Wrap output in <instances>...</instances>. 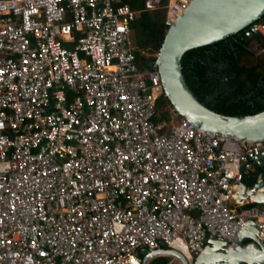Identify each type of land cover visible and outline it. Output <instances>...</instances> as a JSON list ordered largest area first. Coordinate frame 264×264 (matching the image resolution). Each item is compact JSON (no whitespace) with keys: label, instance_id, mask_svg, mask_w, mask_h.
I'll use <instances>...</instances> for the list:
<instances>
[{"label":"built area","instance_id":"1","mask_svg":"<svg viewBox=\"0 0 264 264\" xmlns=\"http://www.w3.org/2000/svg\"><path fill=\"white\" fill-rule=\"evenodd\" d=\"M191 1L145 3L167 32ZM138 17L124 0H0V264H135L160 248L191 262L254 229L264 243V207L241 186L264 140L173 107L154 124L163 86L135 63Z\"/></svg>","mask_w":264,"mask_h":264},{"label":"water","instance_id":"2","mask_svg":"<svg viewBox=\"0 0 264 264\" xmlns=\"http://www.w3.org/2000/svg\"><path fill=\"white\" fill-rule=\"evenodd\" d=\"M263 16L264 0L191 1L177 25L167 30L155 62L149 64V68L159 72L164 96L179 116L192 122L197 128L221 137L253 142L264 140V111L249 116L230 117L209 110L192 95L181 68V59L186 52L223 41ZM256 160V164L262 166L264 154ZM259 178L262 179L261 176ZM241 186L248 188L243 183ZM262 187L264 179L248 192L247 197L252 196L257 205H264V193L258 191ZM257 234L256 229L249 235L243 233V237L248 240H239L236 250L227 248L223 253L215 254L212 247H207L191 262L171 250H163L161 253L177 259L181 264H264V243L257 239ZM208 245L215 246L218 252L219 247H226V242L209 240ZM156 256L150 253L142 264H147Z\"/></svg>","mask_w":264,"mask_h":264},{"label":"trees","instance_id":"3","mask_svg":"<svg viewBox=\"0 0 264 264\" xmlns=\"http://www.w3.org/2000/svg\"><path fill=\"white\" fill-rule=\"evenodd\" d=\"M124 2L131 10L139 13V17L131 24L130 34L136 49L135 63L140 69H150L149 64L155 62V55L159 53L166 33L162 18L153 17V13L147 9L145 0ZM263 19L264 16L223 41L190 50L182 56L184 81L195 99L209 110L230 117L249 116L264 111V55L255 56L250 49L254 41L259 44L260 49L264 48V37L260 34L251 35L250 32V29ZM146 52L150 54L149 57L145 55ZM247 58H253L251 65L244 63ZM221 63L228 66L226 76L234 77L233 81L238 85V89L232 94L233 100L229 95L220 93L215 101H208L212 91L207 71L216 72ZM155 106L156 115L153 123H169L171 118L166 110L172 106L164 94L156 100ZM248 174L249 182H246L244 176L242 183L253 187L259 176L264 179V164L259 166L254 163L252 171ZM150 264H168V260L158 258Z\"/></svg>","mask_w":264,"mask_h":264},{"label":"flooded vegetation","instance_id":"4","mask_svg":"<svg viewBox=\"0 0 264 264\" xmlns=\"http://www.w3.org/2000/svg\"><path fill=\"white\" fill-rule=\"evenodd\" d=\"M257 25H260L264 27V19L261 20ZM255 25L250 30L251 35L258 34L255 27ZM263 54H264V48H261ZM228 70V66L224 63H221L218 65L216 72L207 71L210 81H211V95L208 96V101H215V98L218 94L224 93L225 95H229L231 100H233L232 94L235 90L238 89V85L234 83L233 79L234 77H227V73L225 71Z\"/></svg>","mask_w":264,"mask_h":264},{"label":"crops","instance_id":"5","mask_svg":"<svg viewBox=\"0 0 264 264\" xmlns=\"http://www.w3.org/2000/svg\"><path fill=\"white\" fill-rule=\"evenodd\" d=\"M249 175L250 174H247V175H245V177H246V182H249ZM244 177V178H245ZM260 181H262V179H260L259 177L257 178V181H256V183L257 182H260ZM248 187V186H247ZM249 189H251L252 187H248ZM263 192H264V190H263ZM245 245L247 244V242H245L244 243ZM207 247H212V250H214L215 251V254H217V253H223L224 251H226V250H228L226 247H219L218 248V252H216V248H214L213 246H211V245H208V242L206 243V245H205V248H207ZM164 249H162V248H160L159 250H156V251H154V252H148V251H140V252H138L137 254H136V256H135V260H138L139 261V264H142L143 263V261H144V259L150 254V253H152V254H156L157 256L156 257H154L153 259H151V260H149L148 262H147V264H150L153 260H155V259H158V258H165V259H167L168 260V264H181L177 259H175V258H171V257H167V256H164V255H162V253H161V251H163ZM205 250V249H204ZM160 253H161V255H160ZM194 259V258H193ZM192 259V260H193ZM134 260V261H135ZM187 260V262H189L188 260L189 259H186ZM191 260V261H192Z\"/></svg>","mask_w":264,"mask_h":264},{"label":"rangeland","instance_id":"6","mask_svg":"<svg viewBox=\"0 0 264 264\" xmlns=\"http://www.w3.org/2000/svg\"><path fill=\"white\" fill-rule=\"evenodd\" d=\"M153 17L154 18H162V14L161 13H153ZM255 29H256V31H257V33L258 34H260L262 37H264V27H262V26H260V25H257L256 27H255ZM250 49L252 50V52H254L255 53V56H258V57H260V56H262V55H264L263 54V52H262V50L259 48V44L256 42V41H254L251 45H250ZM145 55L147 56V57H149L150 56V54L149 53H145ZM157 55L158 54H156L155 55V57H157ZM244 63H247L248 65H251L252 63H253V58H247L246 60H245V62ZM172 109V107L170 108H167V112H168V114L170 115V111L169 110H171ZM171 118V117H170ZM177 120V118L176 117H174L173 116V121H176ZM169 122H172V119L169 121ZM257 207L258 208H263L264 207V205L263 206H259V205H257ZM135 264H139V261L138 260H135Z\"/></svg>","mask_w":264,"mask_h":264},{"label":"bare ground","instance_id":"7","mask_svg":"<svg viewBox=\"0 0 264 264\" xmlns=\"http://www.w3.org/2000/svg\"><path fill=\"white\" fill-rule=\"evenodd\" d=\"M262 188H263V190H264V187H262ZM263 190H261V191H262L261 193H264Z\"/></svg>","mask_w":264,"mask_h":264}]
</instances>
